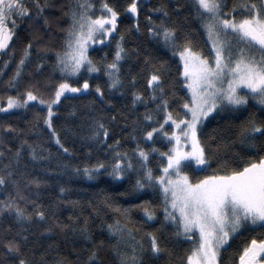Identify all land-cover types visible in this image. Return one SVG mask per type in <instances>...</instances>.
<instances>
[{
    "label": "snow or ice",
    "instance_id": "obj_1",
    "mask_svg": "<svg viewBox=\"0 0 264 264\" xmlns=\"http://www.w3.org/2000/svg\"><path fill=\"white\" fill-rule=\"evenodd\" d=\"M55 6L53 0H0V52L11 58L18 22L27 20L30 26L32 22H38L47 29L55 21V17L50 20L45 15V11ZM61 7L64 8L63 15L69 23L62 29L64 33L62 49L52 51L55 53L56 67L62 77L67 78L52 84V90L47 98L44 92L29 83L22 92L4 98L0 112L8 113L12 109L26 108L30 101L38 106L43 105L46 111L42 119L47 127L49 139L55 141L59 151L69 153L70 149L65 142H62L59 131L54 126V109L58 108L61 98L66 94H84L90 88L102 103L109 105L112 103L111 100H104L105 93L99 84L90 85L87 78L78 83H70L69 79L77 77L82 69L87 73L100 71L88 56V49L91 45L103 46L105 42L111 43L109 37L117 29L120 11L106 0H101L99 5L102 15L90 14L95 8L88 0H75V3ZM176 7L180 8L182 5L177 4ZM191 7L196 17L201 20L207 38L206 43L209 44L210 57L193 51L187 39L183 44L177 43L176 28L166 27L163 20L158 25L153 22V28L147 29L166 46L179 49L175 54L179 56L182 64L179 75L183 77L187 86L188 98L183 99L180 105L184 115L177 113L174 116L173 112L169 111L167 99H161L156 105V109L163 116L162 120L156 121L152 115L145 114L144 119L152 121L156 126L142 130V136L150 142L154 133L162 134L167 138L169 147L166 151L159 152V156L165 162L159 166L160 174L153 175L152 170L147 167L148 151L137 145L134 150L139 161L137 172L142 171L143 176L136 179L133 189L139 190L145 186L159 189L163 199L164 220H170L176 227L174 235L187 238L191 244L186 250V264H220L221 251L228 246L231 236L239 234L247 226L264 229V118L257 120L255 114H250L240 122L235 133L234 139L254 155L241 156L237 153L236 159L231 163L220 162L212 170V174L198 177L195 182L182 169L197 166L194 167V171H203L208 168L211 157L198 137V128L210 114L224 109L237 110L247 105L249 97L264 106V0H233L231 5L228 0H192ZM141 8L139 0H130L123 9L131 13L133 20L131 27L137 31L139 24L136 23V19ZM153 11L162 12L164 18L168 16L163 7H157ZM146 19L151 21V17ZM154 28H158L159 31H154ZM40 40V36H30L23 45L22 54L16 61L15 70L7 82L8 87H16L14 82L21 75L34 41L37 45L36 50L40 51ZM122 40L123 36L116 39L111 62L103 64L109 89L119 87L122 83L119 64L127 55V51L121 45ZM102 60H107V54L102 56ZM7 65L8 60L3 61L0 72H3ZM36 67L39 68L40 64ZM161 82V76L156 72H152L146 81L150 87L159 88L160 95L163 96L164 90L159 87ZM152 96L154 100L157 99L155 92ZM140 98L141 93L133 91L132 103L135 104ZM35 115L39 120L40 113ZM118 117L126 118L119 110L110 116L98 115L93 111L91 114H86L80 127L83 129L86 122L87 138L99 145H107L106 151L119 149L120 139L116 135ZM168 122L171 131L166 132L164 127ZM3 128L12 133L18 132L11 124H4ZM65 132L73 136L77 135L76 130L71 126L66 125ZM110 136L114 137L112 144H108ZM25 145L30 149L29 155L33 159H40L36 155L35 147L28 141L21 140L20 146L14 153L17 160L21 148ZM149 151L158 150L153 147ZM2 152L3 149H0V153ZM112 161L110 165L103 161L96 162L90 167L85 164L83 174L94 178L92 175L94 171L110 167L108 175L119 179L133 168L127 152L115 151ZM9 167L10 165H5L6 169ZM11 177V171L0 174V185L10 182L16 186L17 181L12 180ZM41 183L44 181L36 177L28 181V184L36 186ZM64 191L63 187L59 188L60 193ZM18 201L30 204L32 210L29 211ZM136 206L142 207L144 215L149 220L154 217L155 213L150 211L147 202L141 201L140 205ZM4 212L14 215L18 225V231L3 241L4 253L13 258L11 264H51L46 259L47 251H42L39 245L25 247L30 234L22 227L25 223L30 224L34 217L40 221L46 219L44 206L35 200H28L17 188L15 196L0 200V213ZM52 223L61 230L68 228L63 224L56 225L55 220ZM107 227L110 233L116 234V243L110 247L118 257V264H142L141 256L145 251L142 243L135 241L133 237L134 243L126 245L127 252L120 247L123 243V234L127 233L131 237L132 230L119 221L108 224ZM43 231L50 232L51 228H45ZM71 232L73 240L70 243H74L77 236L86 243L91 242V237L87 235L86 222L81 225L79 233L74 228ZM145 235L148 238L147 250L153 256L165 251L156 235L152 232H147ZM261 235L264 236V233ZM136 245H139V251ZM103 247V241L99 242L98 246L93 245L88 250L84 264H104L99 252ZM47 250H52L51 244L47 245ZM72 251L74 254L77 252L75 248ZM236 255L238 264H264V238L257 239L256 236H252ZM0 264H3V261H0ZM54 264H73V262L60 257Z\"/></svg>",
    "mask_w": 264,
    "mask_h": 264
},
{
    "label": "trees",
    "instance_id": "obj_2",
    "mask_svg": "<svg viewBox=\"0 0 264 264\" xmlns=\"http://www.w3.org/2000/svg\"><path fill=\"white\" fill-rule=\"evenodd\" d=\"M95 8L93 15H100L99 5L101 0H89ZM55 7L47 9L45 15L55 21L45 29L38 22L29 21L18 22V30L13 54L11 58L1 52L0 66L3 61L8 60L7 67L0 72V102L9 95L15 96L17 92H22L24 88L32 83L40 91L44 92L45 98L52 90V84L59 82L61 73L56 67L55 53L53 49L60 50L63 47L64 33L62 29L69 23L63 15L64 8L75 0H53ZM107 3L120 11L118 24L115 33L110 37L111 43L106 42L103 46H95L89 51V57L100 69L95 74L82 70L77 77L70 78L71 83H78L87 78L91 84H99L105 95L104 100H111L112 103H102L97 94L90 88L84 94L66 95L62 97L58 108H55L53 119L54 126L58 129L62 142L70 149L69 153H62L58 150L55 141L49 139L47 127L43 124V114L46 109L35 103L28 107L8 113L0 112V174L8 171L12 172V180H16V186L6 182L0 185V200L6 197L15 196L17 188L28 200H35L44 206L46 219L40 221L33 218L30 224L25 223L23 228L29 232V239L25 247L31 248L39 245L42 251H47L46 259L54 264L60 257L66 258L73 264H84L88 250L93 245L103 241L104 247L99 249L100 256L104 264H118V257L111 251V245L116 243V234L110 233L107 225L119 221L131 229V237L127 233L122 236L123 243L120 247L128 251L126 245H131L135 241L145 246V251L141 256L142 264H186L185 254L191 246L189 240L182 236H176V227L169 220H164L163 199L158 188L145 186L143 189L134 190L133 185L136 179L143 176V172H137L139 168L138 156L134 154L137 145L148 151L147 167L152 170L153 175H159V166L165 161L159 156V152L166 151L169 147L168 140L162 134H154L149 142L142 136V130L155 127L152 121L144 119L145 114H150L154 120L163 119L162 114L156 109V105L161 99L169 102V111L174 116L179 113L184 115L180 105L183 99L188 98V90L184 84V79L179 75L182 69L180 59L175 55L178 48L173 49L166 46L158 37L150 34L147 29L153 28L155 24L163 23L166 27L176 28V42L183 44L187 39L193 51H198L203 56L211 55L209 44L206 43V35L201 26V20L196 17L191 7L192 0H139L142 5L138 13L136 23L139 24V31L132 28L133 23L131 13L125 12L130 0H106ZM233 0H228L229 5ZM177 4L182 7L177 8ZM31 7V5H29ZM157 7H163L168 13L164 18L162 12L153 11ZM151 17V21L146 19ZM154 31H159L154 28ZM30 36H40V51L34 41L33 47L29 51L18 77L15 88L8 87L9 77L15 70V63L22 54L23 45L27 43ZM123 36L122 47L127 51V55L120 61L121 85L113 89L107 87L108 78L104 74L103 64L111 62L115 49V41ZM45 49H48L45 51ZM107 54V60H102V56ZM147 58V59H145ZM43 61V63H41ZM40 64L37 68L36 65ZM156 72L161 76L163 96L160 95L159 88L150 87L146 81L148 76ZM133 77L135 79L133 80ZM133 91L140 92L141 98L135 104L132 103ZM155 92L157 99H153ZM244 94V93H242ZM119 110L124 114L125 119L117 118L116 135L120 139L119 149H109L107 145H99L95 141L87 138L86 122L81 129V122L86 114L93 111L96 114L110 116ZM36 113H40V119L36 118ZM250 114H255V118H264V106L255 102L249 97L248 103L237 110L216 111L209 119L203 122L198 129V137L205 146V150L211 157L209 166L203 171H194V167H186L182 171L189 174L190 179L195 182L198 177L212 174V170L222 161L231 163L236 159V154L241 156L254 155L234 139L238 125ZM107 123V121H105ZM4 124H11L17 129V133L5 131ZM71 126L76 130L77 135L65 132V126ZM35 129V131H33ZM164 130L171 131L170 125ZM135 137V139H133ZM114 137L108 138V144H112ZM26 140L36 149V155L40 159H33L29 155L30 149L27 145L21 148V154L17 160L15 149L20 146V141ZM155 147L158 151L149 149ZM115 151L127 152L133 168L129 169L125 176L115 179L108 175L110 167H105L94 174V179L89 181L83 174L85 164L89 167L103 161L110 165ZM5 165H10L8 169ZM234 166V165H233ZM33 177L39 178L44 183L39 186L28 184ZM143 183V180H142ZM63 187L65 191L59 192ZM141 201L147 202L150 211L154 212V217L149 220L143 213L140 205ZM29 211L32 210L30 204L18 201ZM71 218V219H70ZM67 225L68 228L61 230L53 225ZM88 229L87 235L91 237V242L86 243L78 236L74 243L71 229H76L79 233L81 225ZM51 228L50 232L43 229ZM18 231L15 217L7 212L0 213V261L3 264H11L12 256L4 253L3 241L10 238ZM152 232L161 242L165 251L158 256H153L147 250L148 238L145 235ZM264 229L247 226L239 234L235 235L228 246L224 248L220 255V264H238L237 253L242 250L243 245L256 236L257 239L264 238L261 234ZM52 245V250H47V245ZM139 251V245H136ZM77 252L74 254L72 249ZM22 248V252H23ZM130 254V253H129ZM39 255V253H37Z\"/></svg>",
    "mask_w": 264,
    "mask_h": 264
},
{
    "label": "rangeland",
    "instance_id": "obj_3",
    "mask_svg": "<svg viewBox=\"0 0 264 264\" xmlns=\"http://www.w3.org/2000/svg\"><path fill=\"white\" fill-rule=\"evenodd\" d=\"M88 2H90L89 0H88ZM91 3V2H90ZM93 12H91L90 14H92ZM103 13H101L100 15H102ZM93 15V14H92ZM112 35H110V37H111ZM110 37H109V39H110ZM106 43V42H105ZM95 46H100L99 44H96V45H91L90 47H89V49H88V56H89V51L93 48V47H95ZM178 53V52H177ZM0 54H1V52H0ZM178 58H179V56L177 55V54H175ZM180 59V58H179ZM82 70H84V69H82ZM81 70V71H82ZM95 73H97V72H92V73H90V74H95ZM78 75V74H77ZM73 78V77H72ZM70 82V81H69ZM71 83V82H70ZM186 88H187V86H186ZM88 90H86V92H87ZM76 94H80V93H68V94H66V95H76ZM242 94V93H241ZM65 95V96H66ZM62 99V98H61ZM255 102H257V103H259L257 100H255ZM2 103L3 102H0V105H2ZM31 103H34V102H29V104H31ZM40 106H42V107H44L43 105H40ZM19 109H22V108H19ZM19 109H12V110H9V111H15V110H19ZM55 112V111H54ZM213 114H210L209 115V117H207V118H205L204 119V122L207 120V119H209L211 116H212ZM168 125H170V122H168V123H166L165 124V127L166 126H168ZM200 127V126H199ZM199 129V128H198ZM165 131V130H164ZM155 134V133H154ZM154 134H153V136H154ZM153 139V138H152ZM167 139V138H166ZM197 167V166H196ZM99 171V170H98ZM98 171H94L93 173H92V175H93V177H94V174L96 173V172H98ZM85 176V175H84ZM85 178L87 179V180H89V181H91V180H93L94 178H89L88 176H85ZM235 235H237V234H234L233 236H231L230 237V239H229V242H228V244L230 243V241H231V239L235 236ZM222 252V251H221ZM221 255V254H220ZM220 259V258H219Z\"/></svg>",
    "mask_w": 264,
    "mask_h": 264
}]
</instances>
